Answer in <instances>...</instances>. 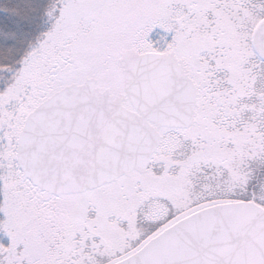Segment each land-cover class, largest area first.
Masks as SVG:
<instances>
[{"label":"snow or ice","instance_id":"6c2138e0","mask_svg":"<svg viewBox=\"0 0 264 264\" xmlns=\"http://www.w3.org/2000/svg\"><path fill=\"white\" fill-rule=\"evenodd\" d=\"M0 264H264V0H0Z\"/></svg>","mask_w":264,"mask_h":264}]
</instances>
